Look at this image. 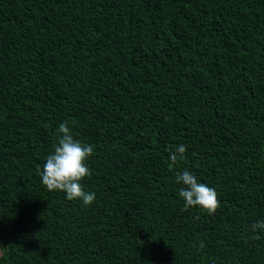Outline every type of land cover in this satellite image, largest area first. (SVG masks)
<instances>
[{
    "label": "trees",
    "instance_id": "1",
    "mask_svg": "<svg viewBox=\"0 0 264 264\" xmlns=\"http://www.w3.org/2000/svg\"><path fill=\"white\" fill-rule=\"evenodd\" d=\"M61 122L91 205L37 174ZM260 220L264 0H0V264H264Z\"/></svg>",
    "mask_w": 264,
    "mask_h": 264
},
{
    "label": "clouds",
    "instance_id": "2",
    "mask_svg": "<svg viewBox=\"0 0 264 264\" xmlns=\"http://www.w3.org/2000/svg\"><path fill=\"white\" fill-rule=\"evenodd\" d=\"M57 143L51 154L45 158L42 168H37L41 183L48 191H59L65 194L68 201L79 200L83 205H91L95 200V193L86 192L81 181L91 175L86 161L93 155V146L82 144L74 139L69 125L61 122L56 129ZM186 147L178 145L175 151H170L168 167L173 169L180 160ZM175 183L181 185L178 196L183 201L182 211L198 208L211 216L220 207L217 193L214 188L199 182L196 176L188 169L177 171ZM258 230H264V220L250 225L252 240L260 239ZM203 248V243H200Z\"/></svg>",
    "mask_w": 264,
    "mask_h": 264
}]
</instances>
